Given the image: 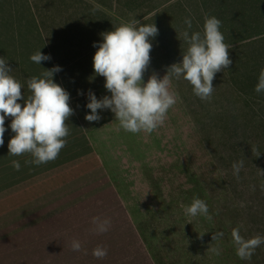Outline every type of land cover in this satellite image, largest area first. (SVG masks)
<instances>
[{
    "label": "rangeland",
    "instance_id": "1",
    "mask_svg": "<svg viewBox=\"0 0 264 264\" xmlns=\"http://www.w3.org/2000/svg\"><path fill=\"white\" fill-rule=\"evenodd\" d=\"M206 15L222 21L232 45V64L215 75L211 100L198 98L183 77L173 78L179 99L151 134L123 130L107 109L98 110L99 121L85 119L89 90L97 99L111 95L93 69V44L102 33L133 19L157 26L147 82L153 71L162 78L182 61L185 17L192 18L190 34L203 33ZM38 49L51 59L31 61ZM0 57L25 97L29 78L59 65L53 79L70 93L75 113L66 121L67 145L39 166L26 163L33 159L28 154H8L13 133L5 119L0 264H264V244L242 260L231 236L237 225L245 238L264 235V92L255 91L264 69V0H0ZM241 159L237 178L232 165ZM193 197L206 201L211 221L188 223L183 207ZM94 216L110 217L111 228L92 232ZM73 238L81 251H72ZM97 245L108 248L105 258L92 255Z\"/></svg>",
    "mask_w": 264,
    "mask_h": 264
},
{
    "label": "clouds",
    "instance_id": "2",
    "mask_svg": "<svg viewBox=\"0 0 264 264\" xmlns=\"http://www.w3.org/2000/svg\"><path fill=\"white\" fill-rule=\"evenodd\" d=\"M98 9L99 5H95L93 10ZM184 24L186 28L181 35L188 47L182 61L170 65L162 78L153 71L147 82L143 76L151 63V40L158 35L157 26L154 23L141 24L133 19L102 33V42L93 44L96 47L93 69L94 75L105 78L104 87L111 95L97 99L95 93L89 90L86 107L91 111L85 115V119L99 121L101 116L98 110L107 109L114 113L123 130L133 134H151L164 125L169 109L179 99V94L172 87L173 78L179 80L183 77L193 86V93L198 98L211 100L215 91V75L232 64L229 54L232 45L225 42L221 31L222 21L215 15L205 16L203 33H189L192 29L190 17H185ZM40 49L30 56L31 61L39 65L51 59ZM7 61L0 57V146L4 144L5 119L10 117L13 136L8 142V154H28L33 159L26 163L37 166L54 161L67 145L70 129L66 121L75 114L69 103L70 93L53 79L54 74L62 71V68L59 65L45 68L39 76L29 78L27 88L30 95L25 97L22 93L24 85L12 75L13 69ZM255 91L258 94L264 92V69L259 73ZM18 101H23V105ZM251 150L255 157L260 156L261 152L256 146ZM11 163L15 170H20L18 160ZM243 166L242 159L233 163V174L237 178ZM259 174L264 175V169H260ZM183 211L190 218L188 223H191L192 218L201 216L212 220L206 201L199 197H193L191 204L184 206ZM91 223V231L96 234L105 233L112 226L110 217L94 216ZM241 228L242 225H237L232 229V243L240 259L251 260L256 249L264 244V235L257 233L245 238L241 235ZM203 234L200 233L201 238ZM222 236V232L215 233L212 240ZM82 247L79 239H72V251L79 252ZM211 250L217 256L221 254L219 247ZM107 254L106 246L97 245L92 250V255L97 259L105 258Z\"/></svg>",
    "mask_w": 264,
    "mask_h": 264
}]
</instances>
